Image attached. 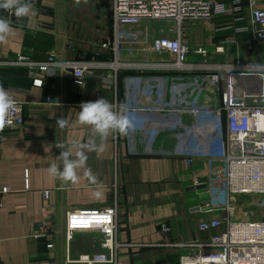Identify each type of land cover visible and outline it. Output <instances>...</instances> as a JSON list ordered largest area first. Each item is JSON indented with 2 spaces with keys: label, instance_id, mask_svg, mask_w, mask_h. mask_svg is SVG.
<instances>
[{
  "label": "crops",
  "instance_id": "0c3cea01",
  "mask_svg": "<svg viewBox=\"0 0 264 264\" xmlns=\"http://www.w3.org/2000/svg\"><path fill=\"white\" fill-rule=\"evenodd\" d=\"M71 4L66 0H36V15L30 22L28 18L17 21L15 16L0 11V16L11 19L15 30L6 42L0 43V59L22 54L42 63L54 53L63 59L109 61L111 55L93 44L86 33H79L78 22L69 20L66 10ZM260 6L264 7V0ZM233 18L215 16L205 23L183 26L181 39L190 48L196 45L203 49L234 39L235 44L225 47L228 55L213 56L218 60L210 62L240 60L250 50L242 49L237 38H250V34H237L236 29L248 26L249 19L235 25ZM120 28L124 40L134 36L130 40L135 48L148 42H144V36L141 38L137 27ZM124 40L120 47L127 51ZM191 59L204 60L193 54ZM108 74L107 69H97L77 84L69 73L49 71L43 74L42 87H34L25 68L0 69V85L23 104L24 116L23 126L8 130L7 140L0 143V188L12 190L0 198V264H66L68 259L74 261L82 254L99 252L101 237L97 233L78 234L67 243L65 215L67 211L105 208L115 200L118 240L124 245L119 249L120 264H179L185 252L163 244L201 241L223 230L199 231L200 219L215 216L204 211L218 199L212 193L221 188V179H213L211 164L206 159H196L188 166L183 158L171 155L178 142L168 130L170 125L165 131L155 123L150 125L149 146L157 154L143 155L146 145L138 127L134 130V147L130 145L129 132L110 135L103 152H87V167L96 175L99 188L88 181L85 169L78 170L79 182L75 185L62 186L48 174L50 164L59 162L61 149L56 147L57 143L87 142L92 135L87 126L78 122L79 105L101 97L114 104V91L103 83ZM124 94L121 83L119 98ZM61 117H68L71 125L59 128L57 120ZM188 145L194 147L191 141ZM212 167L222 170L221 163ZM202 184L207 186L204 193L209 204H203L204 199L189 190ZM45 191H49L48 199L44 197ZM162 227L170 228V232L164 233ZM49 244L52 249H48Z\"/></svg>",
  "mask_w": 264,
  "mask_h": 264
},
{
  "label": "built area",
  "instance_id": "2783aa9c",
  "mask_svg": "<svg viewBox=\"0 0 264 264\" xmlns=\"http://www.w3.org/2000/svg\"><path fill=\"white\" fill-rule=\"evenodd\" d=\"M261 1L112 0L114 33L110 40L100 45L102 50L111 55L109 61L63 59L54 53L42 63L22 54L9 60L0 59V69L25 68L34 87H42L43 74L49 71L69 73L75 83L82 84L97 69H107L110 74L103 78V83L114 91V104L117 105L126 103L125 94L122 99L118 96L119 86L122 83L124 87V81L129 78L166 79L176 84H200L207 80L212 93L203 91V95H207L205 104L191 106L186 103H192V100L184 99V104L177 108L129 107L131 113L178 114V119L167 118L147 124H143L144 119H137L136 127L142 133L146 145L143 155L159 153L149 146L152 142L148 138L150 125L155 123L163 131L170 125L171 129L168 130L172 131L178 142L171 155L183 158L188 166L196 159H206L211 164L213 179H221V188L212 193L218 199L206 206L204 211L215 216L200 219L198 229L204 233L219 231L220 228L223 230L201 241L163 244L164 247L178 248L185 252L180 256L179 264L182 257L193 258L198 264H264V220L235 219L238 196H264V62L230 59L222 63L209 62L208 57L227 55L225 47L236 41H222L213 47L212 52L203 48L191 52L190 47L181 39L185 23H205L215 16H233L241 22L248 16L249 25L237 28L236 33L250 34L246 43L249 50L253 45L261 46L264 44V7L260 6ZM32 2L35 4L36 0ZM131 21L156 24L161 35L137 48L123 51L118 27ZM191 54L204 60L190 61ZM123 72L131 75L121 78ZM255 74L263 79L262 83L243 101L233 102L232 97L239 89L237 85L244 86L237 81H249L252 78L250 76ZM243 84L247 85V82ZM17 103L20 111L12 116L11 125L0 131V143L7 140L8 130L21 128L24 124L23 104ZM134 139L135 131H130L131 147H134ZM190 141L194 147H189ZM214 163H221L222 170L213 169ZM11 191L9 187L0 188V198ZM44 197L49 198V191L44 192ZM117 217L116 200L101 209L67 211V243L76 235L84 233H97L101 241L99 252L82 254L74 261L68 259L66 264H120L119 249L124 245L118 240ZM162 231L167 234L170 228L162 227ZM47 247L52 249L53 245ZM184 264H191V261L185 260Z\"/></svg>",
  "mask_w": 264,
  "mask_h": 264
},
{
  "label": "clouds",
  "instance_id": "9594fccd",
  "mask_svg": "<svg viewBox=\"0 0 264 264\" xmlns=\"http://www.w3.org/2000/svg\"><path fill=\"white\" fill-rule=\"evenodd\" d=\"M79 4L80 0H76ZM0 10L15 16L17 21L36 15L32 0H0ZM15 34L11 19L0 16V43L6 42L7 38ZM20 111L15 98L3 86L0 85V131L12 123V116ZM81 126H87L91 130V136L87 142L74 140L70 145L57 143L56 147L61 149L57 156L58 163H51L48 167V174L61 182V185L79 182V169H85V176L88 181L101 187L96 175L90 167H87V152H103L105 141L110 135H127L135 130L137 117L133 115L126 103L113 104L105 97L95 101L82 102L79 105L77 114ZM71 121L68 117H61L57 120V126L61 129L69 127ZM75 150V151H74ZM190 260L191 264H198L193 258L182 257L181 264Z\"/></svg>",
  "mask_w": 264,
  "mask_h": 264
},
{
  "label": "rangeland",
  "instance_id": "374dc122",
  "mask_svg": "<svg viewBox=\"0 0 264 264\" xmlns=\"http://www.w3.org/2000/svg\"><path fill=\"white\" fill-rule=\"evenodd\" d=\"M68 3H72L71 7L66 10V14L69 17V20L72 22H78L79 24L76 26L79 33L84 32L86 36L93 39L92 43L101 45L104 42H107L111 39L110 35L113 34V17H112V0H80V3L77 4L76 0H66ZM237 18H233V23L235 25L238 24ZM114 22V21H113ZM241 22L245 23L248 22V18H245ZM196 25V23H185V25ZM123 27H137L141 30V38L144 36L146 40L151 41L158 36L161 35V32L158 31V26L156 27L155 24L149 22H125L122 25ZM120 26L118 27V31L121 29ZM240 28V27H239ZM112 30V32H111ZM122 30V29H121ZM81 31V32H80ZM151 33H150V32ZM149 32V33H148ZM148 34V38H147ZM119 41H123L120 31L118 32ZM124 40L125 47L128 50L135 48L133 44L134 36H128ZM132 41H131V40ZM249 37H241L237 38L238 42L242 44V49H246V43ZM137 45V44H136ZM191 52L196 48V45L190 48ZM211 52L213 51V47L209 49ZM247 54L241 58V61H247L248 59L252 58V60L264 62V45L257 46L253 45L250 51L246 52ZM228 55V53H227ZM192 58V54L190 56ZM189 57L190 61H193ZM213 56L208 57L207 61L210 60H218L212 59ZM237 57V56H236ZM233 57V58H236ZM232 60V58L230 59ZM252 77L249 81L243 79L242 82L237 81V83H242L237 85L239 88L237 92L233 95L232 101L233 102H240L246 99V97L252 94L255 91V87L260 85L263 81L258 75ZM247 82V85L243 84ZM235 219L237 220H245V221H262L264 220V196H242L237 198L236 202V209H235ZM184 254V253H183Z\"/></svg>",
  "mask_w": 264,
  "mask_h": 264
},
{
  "label": "water",
  "instance_id": "95a60500",
  "mask_svg": "<svg viewBox=\"0 0 264 264\" xmlns=\"http://www.w3.org/2000/svg\"><path fill=\"white\" fill-rule=\"evenodd\" d=\"M207 80H203L200 84L198 82L193 83H174L167 81L166 79H150V78H129L124 81L125 90V102L131 108H148V107H169L177 108L184 104V99L192 100V103H186L187 105H195L197 103L205 104L206 96L203 95V91L212 93L207 86ZM197 92V93H196ZM203 98L200 100V97ZM137 119H144L143 124H147L150 121L162 120L167 118L178 119V114L175 112H169L166 114L143 111L132 112ZM145 130L144 128H141ZM132 130L131 132H133ZM207 186L196 185L189 189L191 193H198L203 204H208V200H205L207 195L204 191ZM202 192V193H201Z\"/></svg>",
  "mask_w": 264,
  "mask_h": 264
},
{
  "label": "trees",
  "instance_id": "16d2710c",
  "mask_svg": "<svg viewBox=\"0 0 264 264\" xmlns=\"http://www.w3.org/2000/svg\"><path fill=\"white\" fill-rule=\"evenodd\" d=\"M126 74H127V72H123V73L121 74V78H123Z\"/></svg>",
  "mask_w": 264,
  "mask_h": 264
}]
</instances>
